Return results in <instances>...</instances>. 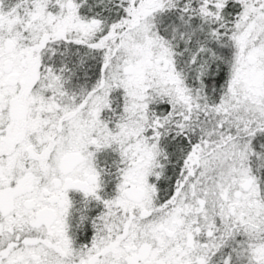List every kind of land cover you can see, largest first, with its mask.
Here are the masks:
<instances>
[{
	"label": "snow or ice",
	"instance_id": "snow-or-ice-1",
	"mask_svg": "<svg viewBox=\"0 0 264 264\" xmlns=\"http://www.w3.org/2000/svg\"><path fill=\"white\" fill-rule=\"evenodd\" d=\"M0 264H264V0H0Z\"/></svg>",
	"mask_w": 264,
	"mask_h": 264
}]
</instances>
